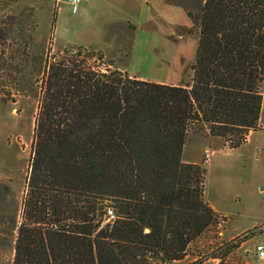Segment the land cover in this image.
<instances>
[{"label":"trees","instance_id":"16d2710c","mask_svg":"<svg viewBox=\"0 0 264 264\" xmlns=\"http://www.w3.org/2000/svg\"><path fill=\"white\" fill-rule=\"evenodd\" d=\"M186 15L199 32L185 84L92 70L80 52L45 67L11 264H170L224 222L203 198L205 166L183 149L193 133L235 149L258 130L264 0H204ZM9 21L1 70L22 74L33 59L37 74L42 47Z\"/></svg>","mask_w":264,"mask_h":264},{"label":"rangeland","instance_id":"374dc122","mask_svg":"<svg viewBox=\"0 0 264 264\" xmlns=\"http://www.w3.org/2000/svg\"><path fill=\"white\" fill-rule=\"evenodd\" d=\"M57 1L0 0V21L20 24L32 37L33 47H42L37 74L31 73L33 59L22 74L10 76L0 68V264H11L22 221L45 67L66 54L80 52L78 63L85 60L92 70L117 68L132 78L181 85L189 80L188 66L196 55L199 27L186 13H198L204 0H145L146 4L142 0L141 9L126 0H81L75 14L64 0ZM163 2L176 7L166 11ZM167 15H172L170 25L164 22ZM125 16L134 25L122 21ZM7 45L8 41L0 42V56L5 53L3 57L8 58ZM97 52L102 53V60ZM21 81L23 89L18 87ZM261 94L259 128L247 143L231 149L219 138L205 140L201 133L188 137L185 158L205 166L203 198L224 222L219 220L215 231L193 243L185 260L170 264H210V256L216 254L227 258L228 264H264L254 251L264 243V230L258 229L264 226V82ZM205 151L214 152L208 163L203 160Z\"/></svg>","mask_w":264,"mask_h":264},{"label":"built area","instance_id":"2783aa9c","mask_svg":"<svg viewBox=\"0 0 264 264\" xmlns=\"http://www.w3.org/2000/svg\"><path fill=\"white\" fill-rule=\"evenodd\" d=\"M57 2L59 3V0ZM67 2H68V5L70 7L71 13H73V14L77 13L79 6L81 4V0H68ZM212 154H213V152H208V151L204 152L203 160L205 163L209 162V159L212 156ZM107 216H108V219L112 218L113 217L112 212L107 211ZM258 229L262 231V230H264V226L258 227ZM217 235L219 237H221L222 232L218 231ZM246 235H247V233H244L243 235L239 236L238 238L230 239V240L226 241L224 243V245H221L219 250H221L224 246L231 245L232 243H235V241L237 239L243 238ZM219 250L216 251L215 253L219 252ZM254 251H255L256 257L259 260H264V243L257 244L254 248ZM209 261H210V264H228L227 258L222 257L221 255H218V254H216L214 256H210Z\"/></svg>","mask_w":264,"mask_h":264},{"label":"crops","instance_id":"0c3cea01","mask_svg":"<svg viewBox=\"0 0 264 264\" xmlns=\"http://www.w3.org/2000/svg\"><path fill=\"white\" fill-rule=\"evenodd\" d=\"M68 0H64V2L65 3H67L68 4V2H67ZM144 1V3L146 4V1L145 0H143ZM59 2H60V0H59ZM126 2H130L131 4H134V6H135V8L137 7L138 9L140 8L141 9V6H142V0H126ZM163 4H164V8H166V11L169 9V8H171V7H176V6H170V5H168V4H166V3H164L163 2ZM132 6V5H131ZM130 6V7H131ZM171 17H172V15H167V16H165V19H164V22L166 23V24H168V25H170V24H172L173 23V21L171 20ZM161 19V18H160ZM162 20V19H161ZM122 21H126V22H130V23H132V20L128 17V16H125L124 17V20L122 19ZM163 21V20H162ZM148 22H150L151 23V20H149ZM132 25H134L133 23H132ZM174 25V24H173ZM79 46H84V45H79ZM139 79H142V78H139ZM142 80H144V79H142ZM149 81H152V82H155V83H159V84H168V85H170V83H166V82H164V81H159V80H149ZM171 85H172V83H171ZM174 85H178V84H174ZM261 129H263V128H260L259 130H261ZM264 130V129H263ZM252 133H254V131H250L249 133H248V135H247V137H246V140H245V143H247L248 142V140H249V136L252 134ZM203 138H205V140H209V139H211V138H207V137H203ZM244 143V144H245ZM214 153V152H213ZM185 155H186V153H185V145H184V149H183V161L184 162H186V163H195V164H199V161H197V160H190V159H188V158H185ZM208 204L210 205V207L215 211V212H217L218 214H219V212L208 202ZM219 215H221V214H219ZM185 260V259H184ZM174 263H176V262H174Z\"/></svg>","mask_w":264,"mask_h":264}]
</instances>
